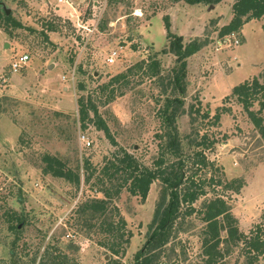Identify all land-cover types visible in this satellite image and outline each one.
<instances>
[{"label":"rangeland","instance_id":"obj_1","mask_svg":"<svg viewBox=\"0 0 264 264\" xmlns=\"http://www.w3.org/2000/svg\"><path fill=\"white\" fill-rule=\"evenodd\" d=\"M233 1L0 0V14L5 11L21 24L8 25L7 31L0 24V264H135L141 248L154 255L152 264H206L203 222L196 215L181 219L165 244H147L163 188L157 180L144 201L126 188L110 199L111 216L118 217L116 208L131 234L123 253L114 255L98 244L105 234L89 226L95 218L77 223L78 204L103 197L98 171L117 147L92 123L82 128L80 95L91 96L118 146L146 165L159 153L160 108L166 97H179L175 124L183 149L189 150L186 137L194 129L212 134L217 142L205 151L207 157L221 165L226 180L242 182L238 192H224L239 230L248 233L261 222L264 139L236 99L224 97L245 79L264 81V16L234 33L237 45L219 43L223 37L218 31L231 19ZM164 15L183 46L201 42L186 57L179 84L174 80L180 61L169 51ZM113 49L119 56L109 63ZM21 54L29 58L14 71L11 62ZM149 62L153 76L146 70ZM129 66L124 94L107 101L109 88L101 85ZM198 103L201 113L208 109L212 115L223 104L231 111L223 113L216 126L190 111ZM258 107L256 101L252 108ZM44 154L56 155L78 170L81 183L43 173ZM85 160L96 167L88 180ZM18 221L17 229L9 228ZM218 249L222 255L215 264H248L241 243L222 240ZM260 263L264 257L254 264Z\"/></svg>","mask_w":264,"mask_h":264},{"label":"trees","instance_id":"obj_2","mask_svg":"<svg viewBox=\"0 0 264 264\" xmlns=\"http://www.w3.org/2000/svg\"><path fill=\"white\" fill-rule=\"evenodd\" d=\"M177 2L179 0H170ZM189 4L196 3H217L221 0H184ZM264 16V0H234L232 3V17L223 24L218 31L220 37L226 34L239 32L242 26L251 19ZM0 24L7 31L8 25L21 26L11 14H0ZM166 36L169 39V51L176 55L180 61L179 71L176 73L175 82H180L184 74L186 57L201 47V42L194 40L183 46L182 37L172 32L170 21L167 15L163 16ZM53 29L52 25L49 26ZM264 31V25L262 26ZM144 61L139 63L142 67ZM147 65V72L150 76L155 73L151 62ZM132 67L129 66L124 71L118 72L109 77L108 81L101 85V88H109L107 101H112L116 96L124 94L123 85L129 82V75ZM124 82V83H122ZM115 84H119L118 86ZM80 89L83 85L80 84ZM178 87H180L178 85ZM184 91L183 87H180ZM234 97L246 112L253 126L264 139V81L253 76L243 80L231 88L230 94L224 99ZM259 102L257 110L252 108L255 102ZM182 101L179 97H166L165 103L160 108L159 114L162 118V127L157 134L160 139L159 153L153 164L146 165L133 153L128 152L123 147H119L117 141L112 136L109 126L98 113L97 106L93 103L90 95H80L77 99L79 122L82 128L88 122L104 131L116 149L104 157V162L98 173L99 182L102 183L100 192L103 197L87 199L75 209V220L81 224V218L96 219L89 226H96L98 231L105 234V238L98 241L99 245L107 248L112 254L119 255L125 250V245L129 242L131 234L125 229V220L119 216H111L109 206L113 195L118 194L122 188H126L132 195L140 197L141 201L147 198L151 184L159 181L163 188L159 200L156 203L153 224L147 244L155 247L165 244L170 236V232L180 224L181 219L187 216L196 215L203 222L202 247L207 255L206 264H215L222 255L218 249L222 240L230 243H241V252L248 264H254L264 257V212L261 222L252 227L248 233L239 230L238 220L231 211L224 192H238L242 182L238 179L226 180L224 170L221 165L207 157L205 151L210 149L217 139L206 129L200 131L194 129L193 135H187L186 143L189 150L183 149L182 139L178 135L176 118ZM193 114H199L202 119H208L209 123L219 125L220 117L223 113H230L231 109L226 105H219L211 115L210 111H202L201 103L197 106H190ZM207 124V123H206ZM226 137V136H225ZM173 159H171L170 157ZM42 171L56 177L64 178L74 185L81 183V175L78 170H74L67 165V162L52 154L42 156ZM84 170L87 172L88 180L96 169L85 160ZM99 183V184H100ZM109 183V185H108ZM199 206L195 203L207 196ZM77 215V217H76ZM20 222L9 224V228L17 229ZM152 226V225H151ZM226 233V237L222 233ZM147 250V249H146ZM153 254L147 255L145 249L138 250L135 255V264H152ZM109 261V259H108Z\"/></svg>","mask_w":264,"mask_h":264},{"label":"built area","instance_id":"obj_3","mask_svg":"<svg viewBox=\"0 0 264 264\" xmlns=\"http://www.w3.org/2000/svg\"><path fill=\"white\" fill-rule=\"evenodd\" d=\"M219 43H224V45H231V43L237 45L239 43V40L235 37L234 33H231V34H226L225 36H223V38L221 39ZM118 56H119V51L117 49H113L110 52L107 58V61L109 63H112ZM28 58H29L28 54H21L18 59H15L11 62L12 69L14 71H17L22 65L26 64Z\"/></svg>","mask_w":264,"mask_h":264}]
</instances>
